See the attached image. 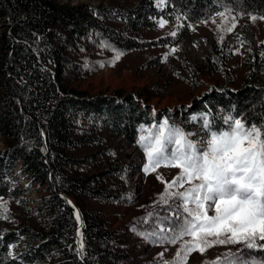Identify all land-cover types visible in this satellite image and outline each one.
I'll return each mask as SVG.
<instances>
[{
    "label": "trees",
    "instance_id": "obj_1",
    "mask_svg": "<svg viewBox=\"0 0 264 264\" xmlns=\"http://www.w3.org/2000/svg\"><path fill=\"white\" fill-rule=\"evenodd\" d=\"M225 8L238 18L264 17V0H136L125 6L0 0V214L7 216L0 218L7 222L0 229V264L127 260L118 228L89 202L119 203L135 197L129 166L113 142L120 136L135 143L142 126L151 121V106L141 92L89 94L73 81L118 65L127 54L157 45L170 47L181 29L212 19ZM162 19L173 21V30L146 36L145 31L158 28ZM229 26L228 18L216 24L202 63L186 60L174 71L183 66L194 84L201 71L220 73L230 81ZM172 32L177 35L171 36ZM117 53H121L118 60ZM251 54L244 55L240 84L212 85L194 99L190 112L202 111L217 125L229 115L264 124V84L259 81L264 72L263 44ZM166 55L152 53L139 66L156 64ZM158 89L146 88L147 97L161 94ZM20 173L29 183L44 186L35 205L27 206L20 195ZM68 197L82 212L80 227ZM22 233L26 241L20 245ZM79 241L84 244L82 252ZM19 247L12 256L10 250ZM257 251L264 257V251Z\"/></svg>",
    "mask_w": 264,
    "mask_h": 264
},
{
    "label": "rangeland",
    "instance_id": "obj_2",
    "mask_svg": "<svg viewBox=\"0 0 264 264\" xmlns=\"http://www.w3.org/2000/svg\"><path fill=\"white\" fill-rule=\"evenodd\" d=\"M61 1L71 3L86 2L91 5L119 4L125 6L134 3L136 0ZM157 1L161 3V0ZM214 18L216 23L212 22V18L196 22L189 29L180 30H184L189 35L184 36L183 41L187 48L182 53L180 50L178 51L179 56L175 58L178 64L175 67L181 65L186 60L195 62L196 64L202 63L205 56H203L202 52L204 50L208 52L209 46L213 42L216 24L222 19L228 18L229 27L235 24L231 32L227 31L233 50L232 56L227 62L228 66H230L228 73L232 76L230 77V81L222 79L219 76L220 73L201 71L196 76L197 82L194 84L189 82L187 78L188 72L183 66L178 68L177 71H174L173 68L172 72L163 65L160 66L159 62L149 66H139L146 56L152 53L161 52L168 55L170 48L174 44H171L170 47L167 45H157L135 54H127L118 65L102 67L84 78L73 81V85L84 89L89 94L99 92L111 93L114 91L121 94L130 91L141 92L142 98L151 106L149 111L151 121L141 128L148 131L142 132L141 130L136 141L137 147L140 148L139 159H137V153L132 157L134 160H131L127 152L128 150L131 151L130 148H132L128 146L131 144L129 141L116 136L113 142V145H118L121 150V161L129 166L128 177L130 187L134 189L135 197L119 203L101 202L99 200H91L89 202V205L101 209L110 220V223L118 228L120 233V248L125 249L129 255L127 260L120 264H166V262H171L176 258V252L180 250L182 243V241H178L173 245L167 243L166 240H162L161 236L169 234L159 232V228L164 225L159 223L156 215L149 216V213L166 215V213L162 212L163 205L159 201L160 195L164 193L165 183L158 180L157 175L161 174L165 180L171 181L178 174V170L162 167L157 173L145 172L144 168L148 161L143 147L139 143L140 136H148L149 132L154 134L153 126H158L164 120H168L169 125L174 124L176 127L186 131L195 132L197 129H200L202 123L200 117H205V119L207 117L204 112L199 110L190 112L189 108L192 103H195L194 99L202 97L212 85L219 82L226 83L229 86L240 84L245 71V53L249 52L253 54L260 44L264 46V19H261V17H256L253 21L251 19L252 16L238 18L234 14L225 13V18H221L218 15ZM162 20L167 21V23L163 27L159 25L158 28L148 29L145 31L146 36L156 37L173 30V21ZM204 21L207 22L205 23ZM239 31L242 35L241 41L237 39L236 35ZM198 43L200 44V51L197 49L199 47ZM259 81L264 84V72L260 75ZM151 86H154V89L159 88L158 90L162 91V93L152 94L147 97L146 88ZM185 106H188L187 110L184 109ZM181 122L187 124L185 128L179 125ZM224 127L227 128L226 125ZM2 146L3 142L0 138V148ZM17 182L21 185L22 191L20 195L27 199V206L35 205L38 202L40 194L45 191L44 186H40L38 183H29L22 173L18 175ZM175 190L177 189L173 188V191ZM15 203L13 204L16 208L17 205ZM23 220L25 223H28L30 218L25 216ZM6 226L7 222L4 219H0V229ZM153 231H156L157 235H151ZM184 239L190 238L185 237ZM20 241L23 244L25 243L26 236L24 233L20 235ZM19 248L21 249V247ZM243 248L244 246L239 244L217 245L208 248L203 254L199 252L191 253L188 260L186 262L181 261L180 264H214L217 260L222 262L226 259V253H236ZM15 249L17 250L18 248ZM246 251H250L251 255L257 259L261 258L257 250ZM161 253H163V256L160 255Z\"/></svg>",
    "mask_w": 264,
    "mask_h": 264
},
{
    "label": "snow or ice",
    "instance_id": "obj_3",
    "mask_svg": "<svg viewBox=\"0 0 264 264\" xmlns=\"http://www.w3.org/2000/svg\"><path fill=\"white\" fill-rule=\"evenodd\" d=\"M226 11L229 10L225 8L217 15L225 18ZM212 22L216 23L215 18ZM166 23L161 20L160 26ZM234 27L235 24L227 31ZM120 55L117 53V60ZM200 120L201 128L195 132L164 120L153 126L154 134L149 132L139 138L148 161L145 172L157 173L162 167L178 170L171 181L157 175L165 183L159 201L166 215L149 213L164 225L159 232L169 234L161 236L162 240L173 245L182 241L176 258L166 264L186 262L191 253L203 254L217 245L238 244L244 246L241 251L226 253L225 260L214 264H264V257L257 259L246 251H264V124L231 115L222 118L219 125L205 117ZM0 218L7 216L0 214ZM76 219H80L79 212ZM83 249L81 243V252Z\"/></svg>",
    "mask_w": 264,
    "mask_h": 264
},
{
    "label": "built area",
    "instance_id": "obj_4",
    "mask_svg": "<svg viewBox=\"0 0 264 264\" xmlns=\"http://www.w3.org/2000/svg\"><path fill=\"white\" fill-rule=\"evenodd\" d=\"M240 30H241V29H240ZM186 35L188 36L189 34H187V32H185L184 30H183V31H180V33L178 34V36H177V38H176V40H175L176 42H175L174 45L170 48V52H169V54H168L164 59H162V60L159 61L160 66L163 65L164 67L168 68V69L172 72L174 66H176V65L178 64V63H177V60H175V58H176L177 56H179V52H178V51L180 50L181 53H182L183 50L187 48L185 42L183 41V39L185 38L184 36H186ZM236 35H237V39L241 41V37H242L241 32L239 31ZM228 40H229V42H231V40H230L229 37H228ZM198 44H199V43H198ZM193 45H194V44H193ZM195 48H196V47H195ZM172 49H176V51L173 52ZM197 49H199L198 51L201 50V48H200V44H199V47H197ZM206 53H207V51L204 50V51L202 52L203 56H204ZM185 60H186V59H185ZM200 128H201V127H200ZM129 143H131V144H129L128 146L132 147L136 152H138V158H137V159H139V158H140V150H139L140 148H138L137 145H136V143H134V142H129ZM127 152H128V154H129L131 160H134V159L132 158L130 152H129V151H127ZM20 245H23V242H22V241H20ZM20 250H21L20 248H18L17 250H16V249H11V250H10V254L13 256V255H15L16 253H18Z\"/></svg>",
    "mask_w": 264,
    "mask_h": 264
},
{
    "label": "water",
    "instance_id": "obj_5",
    "mask_svg": "<svg viewBox=\"0 0 264 264\" xmlns=\"http://www.w3.org/2000/svg\"><path fill=\"white\" fill-rule=\"evenodd\" d=\"M61 194H62V195H66V194L63 193V192H61ZM68 200L71 201V204L74 206V208H75V214H76L77 212H79V214H80V219L78 220L79 227H80L81 222H82V212H81L79 206L76 204V202H75V200H74L73 198L68 197ZM80 244H81V242L79 241V246H80Z\"/></svg>",
    "mask_w": 264,
    "mask_h": 264
},
{
    "label": "bare ground",
    "instance_id": "obj_6",
    "mask_svg": "<svg viewBox=\"0 0 264 264\" xmlns=\"http://www.w3.org/2000/svg\"><path fill=\"white\" fill-rule=\"evenodd\" d=\"M250 38L252 39L251 35H250ZM130 149H131V151L130 150H128V151L130 152L131 156L134 157L135 154H137L138 152H136L133 148H130Z\"/></svg>",
    "mask_w": 264,
    "mask_h": 264
}]
</instances>
